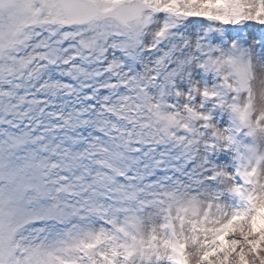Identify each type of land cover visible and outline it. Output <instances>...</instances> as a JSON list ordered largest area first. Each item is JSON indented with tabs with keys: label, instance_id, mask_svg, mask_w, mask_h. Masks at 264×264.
<instances>
[{
	"label": "snow or ice",
	"instance_id": "obj_1",
	"mask_svg": "<svg viewBox=\"0 0 264 264\" xmlns=\"http://www.w3.org/2000/svg\"><path fill=\"white\" fill-rule=\"evenodd\" d=\"M0 264H264V0H0Z\"/></svg>",
	"mask_w": 264,
	"mask_h": 264
}]
</instances>
